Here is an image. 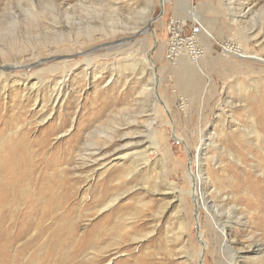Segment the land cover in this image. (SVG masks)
<instances>
[{
    "label": "rangeland",
    "instance_id": "rangeland-1",
    "mask_svg": "<svg viewBox=\"0 0 264 264\" xmlns=\"http://www.w3.org/2000/svg\"><path fill=\"white\" fill-rule=\"evenodd\" d=\"M192 12L202 58L182 48L169 62L167 24L188 28ZM227 43L246 57L224 53ZM263 108L264 0H0V113L9 118L0 149L24 130L46 134L37 182L26 185L41 197L56 182L65 196L11 264H200V233L204 264H264V230L251 224L248 190L237 189L264 173V140L248 136ZM50 158L64 159L44 169ZM197 192L207 199L199 213ZM54 228L95 236L46 253Z\"/></svg>",
    "mask_w": 264,
    "mask_h": 264
},
{
    "label": "bare ground",
    "instance_id": "bare-ground-1",
    "mask_svg": "<svg viewBox=\"0 0 264 264\" xmlns=\"http://www.w3.org/2000/svg\"><path fill=\"white\" fill-rule=\"evenodd\" d=\"M167 1L168 0H160L161 6L164 7V5ZM195 14L196 13H193V19L194 20L191 21V24L189 25L188 28H190V32H191L195 27H199L200 33H201L202 26L197 21L198 15H195ZM155 20H156V18H150L147 21L148 25H150ZM179 21H181V20L179 19ZM168 25H170V24H168ZM168 25H167V31H168L169 35H170L169 29H171V30H173V32L171 33V36L178 35L179 39L184 38L182 35V32H185V30L187 31V29H188L187 28V25H188L187 22L181 21V24H177L176 28H170ZM200 33H198L196 35V40L193 41L194 46L197 48V50L200 51L199 53L196 51H193V49L191 47L185 46L183 44L184 39H183L182 45L180 47H178L175 43L172 44V46L175 47L174 52L180 55L175 62H177L179 60V58L181 57V49L182 48H185L187 50V52L191 58V59L190 58L189 59L193 63H197L198 62L197 60L200 57L202 58L203 51H202L201 47L198 48V44H199L198 35ZM168 49H169V46L167 43V48L165 51L166 53H167ZM224 53H227L230 55L236 54L239 57H246V53H244V51L242 52V51L238 50V48L235 49V47L230 43L226 44V46L224 48ZM196 54H199V57L195 58ZM253 57H257V56H253ZM146 59H145V61H147ZM148 59L150 60V62H152L150 56H148ZM165 59H168L166 55H165ZM194 61H196V62H194ZM169 62H171V61H169ZM155 83H153V85ZM151 85L152 84L147 85L149 87V88L148 87L147 88L148 89L153 88ZM143 92H144V90H143ZM153 92H155V91H153ZM145 93H146V91H145ZM155 95L157 98L159 97L156 93L154 94V96ZM154 102H156L155 98H154ZM165 106L168 109V106L166 103H165ZM168 111H169V109H168ZM258 117H259V115H258ZM8 119H9L8 117L6 118L4 114L0 113V125H3L7 128ZM27 134H28V131H27V133H25V130L20 132V135L18 137L16 136L17 138H15L16 139L15 145H14V142H13V144H11V143H9L8 145L5 144L4 146L1 147L2 150L0 149V264H11L12 263L13 258L11 259V251L15 248L16 244L20 240L24 239L31 231H32L31 236H35L37 234L38 238L44 234V230L40 229L38 227L40 226L41 222L47 221L48 218L49 219L51 218V214L56 210V208L59 206V204H62V201L65 197L63 194H61L60 191H59L60 193L57 191L56 182L55 183L50 182L47 185L44 184V186L42 187L43 188V190H42L43 195L41 197H37L36 195H34L35 193H31V190L29 189V185H31V183L35 182V180H36V179H34L33 169H34L35 165H38L39 159L41 157H44L42 155L43 154V148H45L48 141L45 139L46 134L42 138L37 139V140L29 139L27 137ZM1 135L2 134H0V141L3 139V138H1L2 137ZM173 136L176 139H178V136L175 135L174 133H173ZM248 136H250V137L256 136V139L258 138V140H260V141H261V139L264 140V122L262 124H260V127L256 126L254 128V126H253V128L248 131ZM35 145H37V149L33 148V146H35ZM57 147H56V149H57ZM260 151L262 153L261 154L262 157H261V159H259V160H261L260 164L262 166H264V150H260ZM50 159H51V161L47 164L46 168H44V169L49 170V168H51L53 165V164H51L52 161L58 162L59 160H62L64 158H61V159L50 158ZM47 162H48V160H47ZM55 164H54V166H56ZM50 175H51V173H50ZM245 177L246 176H244L242 179H240L237 182V189L239 187L243 186L246 190H248L249 194H248V196H245L244 199H247L249 201V203L251 205H253V207H255V212H254V215L252 217L253 222L251 220V224L253 223L254 227L255 226L261 227L264 230V173L260 174L258 178H255V180H253V179L251 180V179H248ZM50 178H52V177L50 176ZM190 181L192 182L193 190L195 191V188L197 187L198 183H200L202 181L201 175L199 174V176H197V177L195 176L193 178L190 176ZM27 183H29V185H26ZM26 186L28 187V189L25 190ZM42 188H40V189H42ZM193 190L191 189L190 193H193ZM107 194L108 193L105 192L104 194H101L100 197L106 199ZM119 196H120L119 193H117L115 196L111 197V199L105 204L104 207L106 208L107 206L111 205L112 202H116L119 199ZM40 199L42 200V203L40 202V204H37V201ZM195 199H196L195 200L196 209H197V212L199 213L200 207H202L204 205L202 202L203 201L206 202L207 199L205 198L204 192H202V193L197 192ZM38 206L40 207V210H39V208L37 209ZM68 215H69V210H66L63 213V217L65 216V218H67ZM198 221H199V216H198ZM221 230H222L223 234H225L227 236V233H225L226 230L223 227H221ZM94 236H95V233L91 232L90 235L85 234L82 237L81 236L77 237L72 232H63L59 228H54L52 230V232H50V235L47 238L45 237L43 239L42 248H44L46 253H48L50 250H53L56 248L58 249L59 247L64 246V244H66V242L68 240L69 241L75 240L78 244H80L81 242L82 243L86 242V240L88 238L93 239ZM199 239L201 241L203 248L205 249L208 246L209 242L207 240H204L202 233H200ZM36 240L35 241L33 240L32 242L35 243ZM38 241H40V240H38ZM229 242H230L229 239L226 238L224 246L227 249L233 250V247L228 245ZM226 243H227V245H226ZM30 245H32V243H27L26 246H30ZM20 250H25V249H16V252L17 251L20 252ZM250 250L260 251L261 248L259 245H255ZM21 252H23V251H21ZM201 253H202V251L200 252V257L202 256L200 264H204V261H203L204 253H203V255H201ZM15 260H16V258H15ZM235 264H238V263H235Z\"/></svg>",
    "mask_w": 264,
    "mask_h": 264
},
{
    "label": "built area",
    "instance_id": "built-area-1",
    "mask_svg": "<svg viewBox=\"0 0 264 264\" xmlns=\"http://www.w3.org/2000/svg\"><path fill=\"white\" fill-rule=\"evenodd\" d=\"M168 24L167 25L170 28H176L177 24H181V21H179V19L171 17ZM169 31H170V35L168 34V41H167L169 49L167 50V53L165 52V55L167 56L169 60L168 59L166 60L171 61V62L177 60V58L180 55L174 52L175 47H173L172 44L175 43L178 47H180L182 45L183 39H184L183 44L185 46L191 47L193 51H196L198 53L200 52L199 50H197V48L194 46V43H193V41L196 40V35L200 33L199 27H195L189 34H185V32H182V35L184 37L183 39H179L178 35L171 36V33L173 32V30L169 29ZM197 57H199V54L195 55V58ZM181 104L184 106V103H181Z\"/></svg>",
    "mask_w": 264,
    "mask_h": 264
},
{
    "label": "crops",
    "instance_id": "crops-1",
    "mask_svg": "<svg viewBox=\"0 0 264 264\" xmlns=\"http://www.w3.org/2000/svg\"><path fill=\"white\" fill-rule=\"evenodd\" d=\"M177 2V0H175ZM177 6V5H176ZM178 12V11H177ZM188 13V7L187 5L185 6L184 5V2H183V7L180 9V14H184L186 15ZM172 16H177L176 15V12H173V15Z\"/></svg>",
    "mask_w": 264,
    "mask_h": 264
},
{
    "label": "water",
    "instance_id": "water-1",
    "mask_svg": "<svg viewBox=\"0 0 264 264\" xmlns=\"http://www.w3.org/2000/svg\"><path fill=\"white\" fill-rule=\"evenodd\" d=\"M156 94L158 95L157 90H156ZM164 104H165V103H164ZM198 236H199V234H198ZM203 253H204V248H203V250H202L201 255H203ZM201 259H202V256L200 257V262H201Z\"/></svg>",
    "mask_w": 264,
    "mask_h": 264
}]
</instances>
